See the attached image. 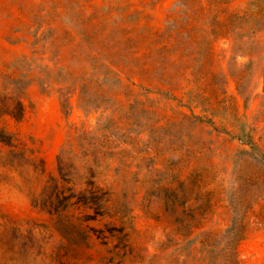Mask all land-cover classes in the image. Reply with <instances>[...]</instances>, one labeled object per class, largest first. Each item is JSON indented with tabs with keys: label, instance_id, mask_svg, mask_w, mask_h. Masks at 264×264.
<instances>
[{
	"label": "rangeland",
	"instance_id": "obj_1",
	"mask_svg": "<svg viewBox=\"0 0 264 264\" xmlns=\"http://www.w3.org/2000/svg\"><path fill=\"white\" fill-rule=\"evenodd\" d=\"M200 1L181 37L179 0H0V264H183L189 239L230 237V198L264 193L240 140L264 154V47L233 59ZM241 225L240 264H264V199Z\"/></svg>",
	"mask_w": 264,
	"mask_h": 264
},
{
	"label": "trees",
	"instance_id": "obj_2",
	"mask_svg": "<svg viewBox=\"0 0 264 264\" xmlns=\"http://www.w3.org/2000/svg\"><path fill=\"white\" fill-rule=\"evenodd\" d=\"M182 1L179 0L177 4V6H180L178 14L184 11L183 7L181 9V6L184 4L181 3ZM197 18L201 23L203 32L208 33V37H212V42L224 40L225 43L229 44L233 53V59L238 56H248L250 58L259 56L261 51H263L264 0H201ZM192 20L191 15L181 14L172 21L174 23L173 31L175 30L174 32L178 33L181 37H185V32L192 27ZM181 24L184 26L182 27ZM208 37H201L199 43L206 42ZM16 68L18 69V67ZM13 82L14 94L16 95L14 106L5 111L4 114H8L19 120L23 115L20 95L31 84L32 80L28 75L20 74L14 78ZM240 86L241 84L238 82V89ZM76 90H79L80 94L83 92L82 86L75 87L70 92L73 94ZM60 93L65 106L68 107L70 97L67 93H62V88L60 89ZM118 120L126 122L125 126H128L129 115L125 113L123 116L118 117ZM92 134L84 131L82 132V137L87 139ZM103 137L108 139V136L105 134ZM0 138L8 142V136L1 130ZM242 138L240 137L242 144L248 146V149H244L246 153V158L244 159L246 175L253 178L260 174L264 175V154L258 150L251 139L245 140ZM258 199H264V193L251 198L244 196L230 198V207L234 214L232 223L226 230L229 232L230 237H198L189 239L190 245L187 248L186 260L183 264H240L237 245L243 239L244 227L241 225V221L251 204L255 203ZM165 249L169 250V246L167 245ZM170 255L172 253H167L166 255L168 263V256Z\"/></svg>",
	"mask_w": 264,
	"mask_h": 264
},
{
	"label": "clouds",
	"instance_id": "obj_3",
	"mask_svg": "<svg viewBox=\"0 0 264 264\" xmlns=\"http://www.w3.org/2000/svg\"><path fill=\"white\" fill-rule=\"evenodd\" d=\"M11 179L14 181L15 184H19L21 182L19 177H12ZM4 186H5V180L2 177H0V189H2Z\"/></svg>",
	"mask_w": 264,
	"mask_h": 264
}]
</instances>
